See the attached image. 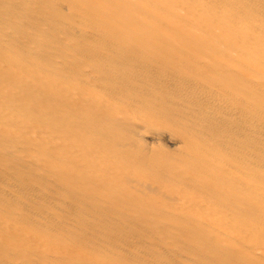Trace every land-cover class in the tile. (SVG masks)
<instances>
[{"label":"bare ground","instance_id":"1","mask_svg":"<svg viewBox=\"0 0 264 264\" xmlns=\"http://www.w3.org/2000/svg\"><path fill=\"white\" fill-rule=\"evenodd\" d=\"M0 264H264V0H0Z\"/></svg>","mask_w":264,"mask_h":264}]
</instances>
